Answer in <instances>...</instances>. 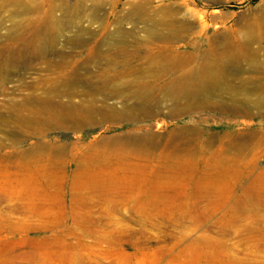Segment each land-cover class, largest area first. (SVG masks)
<instances>
[{
	"label": "rangeland",
	"instance_id": "rangeland-1",
	"mask_svg": "<svg viewBox=\"0 0 264 264\" xmlns=\"http://www.w3.org/2000/svg\"><path fill=\"white\" fill-rule=\"evenodd\" d=\"M43 4L0 75V264H264V0H0V61Z\"/></svg>",
	"mask_w": 264,
	"mask_h": 264
},
{
	"label": "bare ground",
	"instance_id": "bare-ground-1",
	"mask_svg": "<svg viewBox=\"0 0 264 264\" xmlns=\"http://www.w3.org/2000/svg\"><path fill=\"white\" fill-rule=\"evenodd\" d=\"M20 2H22V1H20ZM2 5L4 6V5H7V4H2ZM16 6L22 8L24 10L30 11L31 7H32V4H24V3L23 4H14V7H16ZM42 8L43 9H42L41 14H39L38 16L34 17V19H36V18L38 19L37 22L35 21V23H33L32 22L33 18H32V19H29V26L23 24L24 26H26L25 29L27 31H24L25 29H23V39L22 40L24 42L22 43V49H18L19 51H17V49H12L11 48V49H9L8 53L6 52L5 54L2 55V61H0V75L2 74V76H4L3 79L7 78V74L9 73V66L12 68L13 66L15 67L16 64H18V61H19L18 52L24 50L25 52L29 53L30 50H33V47L35 49H38L37 51H41L42 47H39V46L37 47L36 42L35 41H30L27 37L33 31H34L33 33H35V36H38V37L44 36L45 33L48 35L49 31L45 30V28H44L45 25H43V24H44L45 19L47 18V15H49V14L47 13L46 9L44 8V4H43ZM26 20L28 21V18ZM22 26H20V27H22ZM20 27H19V29H20ZM257 27L258 28L260 27V23L259 22L257 23ZM41 32H44V33L42 34ZM17 36L21 37V35H17ZM250 36L253 39L254 36L251 35V33H250ZM53 38H54L53 36H50L49 39H48V42L51 41ZM243 39H244L243 41L240 40V39H236V41H234L233 43H231L229 45L231 49L229 50V52L226 53V61H231V62H233L234 64L237 65V63H239V61L241 59H244V58H247V57L253 58V55H254L255 52L252 51L251 46L248 43V41L251 40V39H247L246 37H243ZM20 40L21 39H17L16 38L17 42H19ZM19 55H21V54H19ZM212 61L213 60L207 61L206 59H204L201 62L202 66H201V68L198 67V73H197L198 75H201V76H197V77L200 78L199 86L198 87L194 86L193 89H199V88H202V87H208L209 85H211L214 82H216V79L218 78L217 77L218 71H217V69L214 68V66L212 67V65H211ZM3 62H4V64H3ZM19 65L20 64H18V66ZM25 66H27V65H25ZM5 92H4V95H5ZM2 93L3 92H1V94ZM3 99H5V98H3ZM70 108H71L70 105H69V108H68V107H66L65 103L58 104L57 105V111H55V112L59 113V117L61 115L63 117H65V115H67V112L69 111ZM61 109H64V112H61ZM13 116L16 119H18L22 124L24 123V121L26 119L22 115H20V118H19L14 113H13Z\"/></svg>",
	"mask_w": 264,
	"mask_h": 264
}]
</instances>
